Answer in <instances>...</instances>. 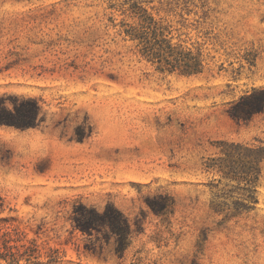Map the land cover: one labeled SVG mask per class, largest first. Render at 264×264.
<instances>
[{"label":"rangeland","instance_id":"rangeland-1","mask_svg":"<svg viewBox=\"0 0 264 264\" xmlns=\"http://www.w3.org/2000/svg\"><path fill=\"white\" fill-rule=\"evenodd\" d=\"M110 1L0 0V103L42 116L0 124V264H264V109L227 113L264 88V0L147 5L204 43L190 76L139 58ZM109 203L139 224L122 257L71 223Z\"/></svg>","mask_w":264,"mask_h":264},{"label":"trees","instance_id":"trees-1","mask_svg":"<svg viewBox=\"0 0 264 264\" xmlns=\"http://www.w3.org/2000/svg\"><path fill=\"white\" fill-rule=\"evenodd\" d=\"M154 0H111L108 7L118 11L122 18L113 23L118 26V34L123 40L133 43L134 51L141 59L155 64L161 72L177 73L180 75H197L202 73L206 64L207 54L204 43H199L195 49L181 43L172 42L171 24H163V20L155 17L148 4ZM160 8L171 12L181 3L187 13H197L194 8H204L207 0H157ZM193 6V7H190ZM158 8V9H160ZM206 11L203 10V14ZM111 21L114 17L110 16ZM20 103L13 102L9 107L5 102L0 103V124L27 128L42 121L41 107L33 97L22 98ZM264 109V88L253 90L242 95L227 108L228 115L237 122L248 121L253 114ZM73 230L82 234L95 236L96 240L104 238L109 244L112 240L114 252L122 257L130 243V238L138 222L131 220L114 204L109 203L102 210L96 207L79 205L71 217ZM6 247V246H5ZM0 258L7 259L6 253H0ZM16 262L14 258L7 264ZM53 260L52 263H54Z\"/></svg>","mask_w":264,"mask_h":264}]
</instances>
